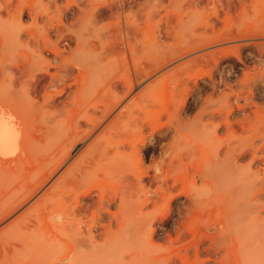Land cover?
Listing matches in <instances>:
<instances>
[{"label":"rangeland","instance_id":"rangeland-1","mask_svg":"<svg viewBox=\"0 0 264 264\" xmlns=\"http://www.w3.org/2000/svg\"><path fill=\"white\" fill-rule=\"evenodd\" d=\"M248 1L243 5L240 0H0V50L8 49L0 64L6 62L11 74L0 80V96L11 92L17 97L11 104L14 110L10 108L15 117L25 118L19 131L21 142L27 138L30 141L38 128H54L47 137L29 144L33 157L42 158L43 163H30L22 181L30 183L43 174L50 175L39 195L48 190L57 199L50 201L41 214L53 215L59 226L63 224L62 215H67L66 227L43 236L45 244L52 243L53 249L49 244L45 246L46 253L37 264L71 262L65 244L72 237L88 239L91 219V214H71L75 201L91 191L93 198L83 202L94 205L100 190L128 197L126 233L119 244L117 237L104 243L95 231L93 236L100 247L96 251L78 247L70 264H97L104 254L112 252L111 259L120 257L128 262L138 251L150 255L143 264H264V37L247 35L264 31V0ZM238 32L246 36L234 38ZM128 43L133 44V49L128 48ZM52 48L62 51L61 56L57 57ZM49 59L57 66L65 59L73 75L60 68V77L54 84L40 86L38 95L30 93L35 79L48 83L49 77L42 74L41 67ZM157 61L168 63L145 77L105 124L84 144L79 143L80 151L76 150L57 169L64 148L90 130L88 116L100 115L107 104L122 97L123 79L139 72L144 76V71ZM188 62L190 74L183 78L189 84H185L187 89H182L183 93L172 90L173 70ZM17 63L28 64L29 68L20 73ZM50 70L58 72L57 67ZM75 75L90 76L89 92L81 94L82 99L73 90L59 94ZM72 94L78 99L70 104ZM174 94L181 97L176 96L178 100L174 101ZM152 100L154 106L150 104ZM74 119L79 121L76 128L71 126ZM31 120L35 124L29 127L34 123ZM138 122L144 126L141 132L137 130ZM109 125L115 127L106 129ZM177 126H182L181 132L176 131ZM127 138L140 149L132 150L128 144L123 147ZM91 144L89 155L75 162ZM118 146L125 154L117 157ZM180 158L186 169L171 171L169 183L164 184L165 171H156L155 166L162 159L177 164ZM15 165H8L11 172ZM86 167L92 171H85L88 177L82 181H63L62 174H79ZM6 168L1 171L10 169ZM0 189L6 200L7 195L4 197ZM134 206L142 213L138 231H133V216H129ZM117 207L114 204L111 210L117 211ZM116 225L113 220L114 230ZM17 226L1 235L0 248L22 232ZM24 254L11 256L15 258L0 254V264H36L37 257Z\"/></svg>","mask_w":264,"mask_h":264},{"label":"bare ground","instance_id":"bare-ground-1","mask_svg":"<svg viewBox=\"0 0 264 264\" xmlns=\"http://www.w3.org/2000/svg\"><path fill=\"white\" fill-rule=\"evenodd\" d=\"M241 1V3L240 4H242L243 3V5L246 3V1H248V0H240ZM250 1V0H249ZM248 1V2H249ZM230 3V2H229ZM247 5H249V4H247ZM246 5V6H247ZM15 6V5H14ZM250 6V5H249ZM7 7V6H6ZM11 7H12V4H11ZM228 7V6H227ZM241 8H242V6H241ZM11 9V8H10ZM256 9H258V8H256ZM242 10V9H241ZM258 10H260V9H258ZM5 11H6V8H5ZM217 11V10H216ZM216 13V15L218 14V12H215ZM241 13V12H240ZM16 15H18L17 14V12H16ZM25 15V14H24ZM243 15V14H242ZM19 16V15H18ZM218 17V16H217ZM48 24V23H47ZM259 24V23H258ZM14 32V31H13ZM242 32V31H241ZM254 32V31H253ZM0 33H2V29H1V32ZM5 33H6V30H5ZM239 33V32H238ZM7 34V33H6ZM244 34V33H243ZM246 34V33H245ZM242 35V34H238V35H236V36H233L234 38H237L238 37V39H239V37H241V36H246V35ZM3 35H4V33H3ZM2 34H1V36H3ZM248 35V37L249 38H251L252 37V35H254V37H264V31L261 33V34H259V33H249V34H247ZM5 36V35H4ZM4 36H3V40H4ZM8 36V35H7ZM6 36V37H7ZM35 36V35H34ZM38 36V35H37ZM232 37V38H233ZM247 37V38H248ZM8 38V37H7ZM46 38V37H45ZM230 38V37H229ZM229 38H227V39H229ZM255 39H257V38H255ZM264 39V38H263ZM254 40V39H253ZM5 41V40H4ZM44 42H45V44L47 43L45 40H44ZM129 42V41H128ZM196 43V42H195ZM3 45H4V43H2ZM1 44V45H2ZM9 44V43H8ZM121 44H123V43H121ZM191 44V43H190ZM254 44L255 45H258L259 46V44H258V42H254ZM50 44H48L47 43V46H49ZM132 43H128V46H130V47H128V48H130V49H133L132 48ZM6 46V45H5ZM1 47V46H0ZM202 47V46H201ZM115 48V47H114ZM197 49H198V47H196ZM260 48V47H259ZM262 48V47H261ZM3 49V50H2ZM1 50H0V59H1V57L4 55V51L7 49H5V48H2ZM9 49H10V47H9ZM92 49V48H91ZM109 49H111V48H109ZM126 49H127V47H126ZM187 49V48H186ZM196 49V50H197ZM8 50V49H7ZM6 50V51H7ZM52 50V52L58 57V56H61V54H62V51H60L61 52V54H60V52H59V49L58 48H52L51 49ZM114 50V49H113ZM193 50V49H192ZM191 50V51H192ZM195 50V49H194ZM193 50V51H194ZM95 51V50H94ZM126 51V50H125ZM124 51V52H125ZM129 51V50H128ZM262 51V50H261ZM113 52V51H112ZM190 52V51H189ZM110 53V52H109ZM184 53V52H183ZM6 55H8L9 53H5ZM65 54V53H64ZM186 54H188V52H186ZM134 55V54H133ZM176 56V55H175ZM174 56V57H175ZM178 56V55H177ZM180 56V55H179ZM212 57H213V55H212ZM57 59V58H56ZM207 60V59H206ZM20 61V60H19ZM46 61V60H45ZM55 61V60H54ZM62 61H63V64L61 65V66H57L54 62H53V60H51V59H49L48 61H46V62H44V67H41L42 69H41V71H42V74L43 75H46V76H48L49 77V80H48V83H46L45 81H44V79L41 81L40 79L38 80V79H35V78H33V79H35V83L32 85V87H31V92L30 93H33V94H37V93H39L38 92V88L40 87V86H44V87H46V85L47 84H50V85H52V84H54L55 82H56V80L57 79H59V69L61 68H63L64 70H66V72H68V74H69V72H71L72 73V71H73V69H71L70 70V66H68L67 65V61L65 60V59H62ZM209 61V60H208ZM95 62V61H94ZM94 62H91L92 64L94 63ZM171 62V61H170ZM192 62H196V59L195 60H192ZM6 62H2L1 64H0V80H4V79H7V78H10V73L9 72H7V67L5 66L6 64H5ZM45 63H47V64H45ZM79 63V62H78ZM88 63H90V62H88ZM166 63H168V61H166V62H160V61H157V62H155V63H153V65H151V67L149 68V69H146L144 72V76L142 75V74H136L134 77H128V78H125V79H123L122 80V82H120V83H122V84H120L121 86H122V88H123V91H124V94L122 95V93H121V95L120 96H122L121 98H119L115 103H113V104H111V105H109V106H105L106 108L103 110V111H101V113H100V115H93V117H91L92 115L90 114V116H88V117H90V118H88V119H90V121L88 122V123H90V124H92V125H90V130H87V131H85V132H83L84 134H79V137H77V139L75 140V141H73L72 143H70L69 145H67L65 148H64V151H63V154H62V156L60 157V161H59V167H57L56 165H55V167H57V169L59 168L60 169V167L61 166H63V164L65 163V162H67V161H69V159H71L72 157H73V154L76 152V150L78 149V148H80L79 147V143H82V144H84L86 141H87V138L92 134L93 135V133L95 132V131H97L99 128L98 127H100L108 118H109V116L111 115V113L114 111V109L115 108H117V106H119L121 103H123V101L127 98V96H129L130 94H132V92L134 91V90H136L135 88L138 86L139 87V85H140V83L142 82V80L143 79H146L145 77H147V76H150L151 74L152 75H154V73L156 72V71H158L160 68H163V66L166 64ZM46 65V66H45ZM195 65H196V63H195ZM75 65H73L72 66V68L74 67ZM81 66V65H80ZM194 66V65H193ZM200 66V65H199ZM198 66V67H199ZM18 70H19V72L20 73H23V72H25V70H27V68H29V65L27 64V65H21L20 63H17L16 64V66H15ZM51 67H57L58 68V72H56V73H52V72H50L51 70ZM83 67V66H82ZM196 67V66H195ZM90 68V67H89ZM76 69H78L79 71H81V69L82 68H80V67H78V66H76ZM130 69V68H129ZM137 69V68H136ZM177 69V70H176ZM176 69H174L175 70V72H174V70H173V73L171 74V75H174V76H171V77H174L173 78V81H172V84H173V86H172V90H174V91H178V92H180V93H183L181 90L183 89L184 90V88H186L187 87V85H185V84H188V82L187 83H185L186 81H184L185 79H183L184 78V76H185V74H186V78H187V76H189V74H190V71H189V69H191V62L189 63H184V64H182L181 66H179L178 68H176ZM264 69V68H263ZM39 70H40V68H39ZM141 71V70H140ZM160 71V70H159ZM40 72V71H39ZM184 72V73H183ZM29 73V72H28ZM31 73V72H30ZM45 73V74H44ZM65 74V73H64ZM106 74V73H105ZM104 74V75H105ZM19 75H21L22 76V74H19ZM69 75H73V74H69ZM151 75V76H152ZM36 75L34 74V77H35ZM85 76V78H83ZM150 76V77H151ZM168 76V75H167ZM20 77V76H19ZM43 77V76H42ZM74 78V80L72 81V82H67L66 83V85L65 86H63V88H62V90H60L59 92V94H62V93H66V91L67 90H69V91H72L73 90V92H75V94L77 93V94H80V96H81V94H87L88 92H89V85L91 84V80L89 79V75L87 76V75H83V77H81V76H79V75H75V76H73ZM76 77V78H75ZM44 78V77H43ZM32 79V81H34ZM48 79V78H47ZM64 79H66V78H62L61 80H64ZM170 80H171V78H170ZM65 82L67 81V80H64ZM264 81V80H263ZM64 82V83H65ZM44 83V84H43ZM62 83H63V81H62ZM63 83V84H64ZM112 84V83H111ZM118 84V83H117ZM116 84V85H117ZM31 85H29V86H31ZM189 85V84H188ZM74 87H75V89L77 90V92H76V90L74 89ZM150 87V86H149ZM187 89V88H186ZM111 90V89H110ZM146 90V89H145ZM5 91V90H4ZM68 91V92H69ZM88 91V92H87ZM40 92H41V90H40ZM67 92V93H68ZM58 94V93H57ZM74 94V93H73ZM73 94H72V96H73ZM179 94V93H178ZM15 94H11V92L9 93V92H7V94H5L4 95V93L0 96V188H3V193L4 194H2V195H5L4 197H6V195H7V198H6V200H3L2 199V197H1V193H0V225L1 224H4V223H6V224H4L1 228H0V237H1V235H4V232L9 228V227H11V226H20L21 228V230H22V232L20 231L19 232V235H18V237L17 238H15V237H13L14 238V240H7L8 241V243H7V241L5 242V243H7V244H5V243H2V244H5V245H2L3 247L2 248H0V254H1V256H6V257H11V256H15V257H18L19 255H23L24 253L25 254H28L26 257H31L30 256V254H32L35 258L37 257V259H35V258H33V260L36 262V261H38L39 260V257L41 258V255L42 254H44L43 252L46 250V248H45V246H48V244H49V247H51V249H53V247H52V243H48V241H47V243L48 244H45V239H44V235L46 234V233H52V232H56V231H58L59 230V228H60V226L62 227V228H64V227H66V225H65V223H64V221H65V219H66V217H67V215L65 214L64 215V217H63V215H62V220H63V224H60V226H59V222H57L56 221V217H53V215L51 216V214H49L51 217H49V216H44L43 214H41V212L44 210V209H47V207H49V206H47L49 203H50V201L52 202L53 201V199H57V198H54V195H56L55 193H53V192H51V193H53V194H49V193H47V191L46 192H44V194H41V195H39V193L41 192V190H43V187L46 185V183H47V181L49 180V178H50V175H42L40 178H38V179H33L34 181H31L30 183H29V180H28V183L26 182V183H24V181H22L23 179H24V173H23V171H26L27 169H28V166H29V164L30 163H33V164H36V165H40V164H42L43 163V159L42 158H37V156H35V158L33 157V155L31 154V152L32 151H34V150H30V145L29 144H33L32 143V141H34V140H37V138H38V140H40L39 138H41V137H43V136H45V137H47V134H48V132L51 130V129H54V128H51L50 130L48 129V128H36L37 130L35 131V133L31 136V135H29V136H31V138H30V141H28L27 139H29V138H27V139H25L26 141H23V142H21V140H22V135L20 136V138H19V131H20V129L23 127V119H25V118H23L22 120H21V117L20 118H18V117H15L14 115V108H13V106L11 105L12 104V102H13V99H14V102H16L15 101V97L16 96H14ZM38 95V94H37ZM83 95L81 96V99H82V97H83ZM115 95V94H114ZM175 95V97H173L172 99L174 100V101H176L175 99H177L176 98V96H177V94H174ZM182 95V94H181ZM14 96V97H13ZM54 96V95H53ZM62 96V95H61ZM61 96H59V97H61ZM70 95H68V97H69ZM70 97V99L68 98V103H70V104H73V103H75L76 101H77V99H78V95L76 96H73V97ZM178 98H180L181 96H177ZM17 98V97H16ZM80 98V97H79ZM109 98V97H108ZM107 98V99H108ZM175 98V99H174ZM55 99H56V97H55ZM182 99V98H181ZM145 100V99H144ZM178 100V99H177ZM151 101V100H150ZM34 103H35V101H33ZM56 102V101H55ZM66 102V101H65ZM160 102V101H159ZM173 102V101H172ZM179 102V101H178ZM47 104V103H46ZM150 104H153V106H154V102H153V100H152V102H150ZM159 104H161V103H159ZM173 104V103H172ZM176 104H178L177 102H176ZM69 105V104H68ZM132 105V104H131ZM10 106L13 108V110H11L12 108H10ZM41 106V105H40ZM44 106H45V104H44ZM49 106V105H48ZM55 106V105H54ZM147 106V105H146ZM150 106V105H149ZM152 106V107H153ZM43 106H41V108H42ZM104 107V106H103ZM12 111H9V109ZM102 107L100 106V108L99 109H101ZM32 109H36V107L35 108H32ZM59 109V108H58ZM61 109V108H60ZM230 109V108H229ZM40 110V108L38 109V111ZM178 110V109H177ZM17 111V110H16ZM166 111V110H165ZM174 111V110H173ZM162 112V111H161ZM175 112V111H174ZM231 112V111H230ZM19 113V112H18ZM17 113V114H18ZM96 113V112H95ZM122 113V112H121ZM167 113H169V112H167ZM219 113H220V111H219ZM135 114V113H134ZM27 115V114H26ZM33 115H35V114H33ZM165 115V114H164ZM170 115V114H169ZM200 115V114H199ZM198 115V116H199ZM19 116V115H18ZM30 116L32 117V119H33V116L30 114ZM117 116V115H116ZM126 117V116H125ZM85 119H87V118H85ZM85 119H84V121H85ZM144 119V118H143ZM37 120V119H36ZM81 120V119H80ZM136 120H137V118H136ZM31 121H33L34 122V120H31ZM141 121L143 122V120L141 119ZM37 122V121H36ZM115 122V121H114ZM112 123H113V121H112ZM111 123V124H112ZM182 123V122H181ZM35 124V122L34 123H32L31 122V124H28L29 125V127H30V125H34ZM41 124V123H40ZM105 124V123H104ZM138 124H139V122H138ZM25 126L27 125V124H24ZM75 125H79V121L78 120H76V119H74L73 120V123H71V126L72 127H75L76 128V126ZM54 126H55V124H54ZM34 127V126H33ZM46 127H48V126H46ZM78 127V126H77ZM89 127V126H88ZM106 127V126H105ZM105 127H103V128H105ZM115 126H112V125H109V126H107V128L106 129H113ZM143 125H141V124H139L138 125V128H137V130H139L140 132L142 131V129H143ZM169 127V126H168ZM167 127V128H168ZM182 126H177V128H176V131L177 132H181V128ZM74 128V129H75ZM82 128V127H81ZM98 128V129H97ZM121 128V127H120ZM23 129V128H22ZM26 130H33V129H27V128H25ZM35 129V128H34ZM78 129H79V127H78ZM105 129V130H106ZM215 129V128H214ZM72 130V129H71ZM89 131V132H88ZM109 131V130H108ZM129 131V130H128ZM215 132H216V130H214ZM33 132H34V130H33ZM75 132V131H74ZM132 133H135L134 131H131ZM71 133V132H70ZM85 133H87V134H85ZM129 133V132H128ZM136 133H138V131H136ZM73 134V133H72ZM108 134V133H107ZM110 134V133H109ZM24 135H27V134H25L24 133ZM50 135V134H49ZM48 135V136H49ZM67 135V134H66ZM123 135V134H122ZM130 135V134H129ZM28 136V135H27ZM73 136V135H72ZM92 137V136H91ZM130 138H131V135L129 136ZM64 138H66V137H64ZM19 139H20V142L21 143H19ZM73 139V138H72ZM24 140V139H23ZM74 140V139H73ZM101 140V139H100ZM96 141V140H95ZM103 141V140H102ZM37 142V141H36ZM35 142V143H36ZM40 142V141H39ZM91 142V141H90ZM97 142V141H96ZM104 142V141H103ZM102 142V143H103ZM166 142V141H165ZM34 143V144H35ZM93 143V142H92ZM95 143V142H94ZM99 144V143H98ZM101 144V143H100ZM129 145L131 148H132V150H139L140 148H139V145L138 146H135V145H137V144H134V142L132 141V140H130V139H126L123 143H122V145H123V147H125V145ZM37 145V144H36ZM63 145V144H62ZM65 145V144H64ZM63 145V146H64ZM89 145V144H88ZM92 145H94V144H91L90 146H87L86 148H84L79 154H78V156H77V159H76V161L75 162H78V161H80L86 154H88L90 151H91V149H92ZM122 145H121V147H122ZM166 145V144H165ZM32 146V145H31ZM255 146V145H254ZM101 147V146H100ZM116 147V146H115ZM63 148V147H62ZM114 148V147H113ZM139 148V149H138ZM163 148V147H162ZM167 148V147H166ZM102 149V148H101ZM115 149V148H114ZM175 149V148H174ZM31 151V152H30ZM61 151V150H60ZM78 151H80V149L79 150H77V152ZM164 151V150H163ZM95 152V151H94ZM166 152H168V151H166ZM33 153V152H32ZM110 153H112V152H110ZM138 153H139V151H138ZM59 154V153H58ZM109 154V153H108ZM116 154H117V157H118V155H124L125 154V152H122L121 150H120V146H118V148L116 149ZM164 154V153H163ZM41 155V154H40ZM77 155V154H76ZM89 155V154H88ZM92 157H93V155H91ZM106 156V155H105ZM85 157H87V156H85ZM155 157V156H154ZM34 158V159H33ZM105 158V157H104ZM112 158V157H111ZM106 159V158H105ZM104 159V160H105ZM167 159V158H166ZM166 159H162L161 160V163L159 164V166L157 167V166H155L156 168H155V170L156 171H165V176L163 177V175H162V177H163V181H165L164 182V184H167V183H169V180H170V174H171V171H179L181 168H184V169H186V163L183 161V159L182 158H180V160L178 161V163L177 164H175L174 162L175 161H173V160H171V161H169L168 163H166L165 162V160ZM103 160V159H102ZM20 161H22V162H20ZM13 162V163H12ZM14 162H20V164L18 163V164H16L15 165V163ZM24 162V163H23ZM87 163H89L88 161H87ZM9 164H14L15 165V169L14 170H12L13 172H11V169L12 168H10L8 165ZM21 164H22V166H21ZM165 164H167V168H165L164 167V165ZM19 165V166H18ZM53 165V164H52ZM51 165V166H52ZM90 165V164H89ZM7 166V168L9 169H7L6 168V170H8L7 172L6 171H4L5 170V167ZM44 166V165H43ZM93 166V165H92ZM166 166V165H165ZM34 167H35V165H34ZM106 167H107V165H106ZM4 168V172H2L1 170ZM57 169H55L54 168V170L53 171H55L56 172V170ZM76 170V169H75ZM154 170V171H155ZM9 171H10V174H9ZM52 171V172H53ZM83 172H80L79 174L78 173H74V174H69V175H72V176H68V173H66V174H62V178H63V181H66V182H77V181H79L80 182V180L82 179V178H85V176H87L88 177V172L89 171H92V169H90L89 170V167H86L84 170H82ZM85 171H88V172H85ZM183 171V170H182ZM55 172H53V174L52 175H54V173ZM4 173H6V174H4ZM2 174H4V175H2ZM46 174V173H45ZM100 174V173H99ZM162 174V173H161ZM22 176V177H21ZM23 178V179H22ZM156 178V177H155ZM158 178V177H157ZM82 181V180H81ZM161 181H162V179H161ZM22 183V186H20V184ZM139 182V181H138ZM137 183V182H136ZM24 184H26V185H24ZM75 184V183H74ZM47 186V185H46ZM45 186V187H46ZM136 186V185H135ZM22 187V188H21ZM62 187V186H61ZM121 187V186H120ZM20 188V189H19ZM123 188V187H122ZM129 188V187H128ZM166 188V187H165ZM119 189H121V188H119ZM1 190V189H0ZM50 190V189H49ZM169 190V189H168ZM1 191V192H2ZM54 191V190H53ZM129 191V190H128ZM127 191V192H128ZM55 192V191H54ZM127 192H125V193H127ZM155 192V191H154ZM152 193V192H151ZM156 193V192H155ZM92 192L91 191H87V192H85V194H84V196H83V199H81V198H77L76 199V204H75V206L73 207V213H71V214H79V215H81V216H86V215H88V214H91V219H90V222H89V225H88V239L87 238H85V237H80V238H77V239H75V237L73 238L72 237V239L71 240H68V243H66L65 245H66V247H67V249H69L70 251H69V260L71 261L70 263H72L73 261H74V251L78 248V247H81V246H84V247H86L87 249H90L91 251H96V249L98 248V246L100 247V245H98L96 242H95V238H94V236H93V233L95 232V231H97L98 232V234L100 235V236H102V238H103V242L104 243H107V241L108 240H110V239H115V237H117V240L119 241V244H120V238L122 237V235L123 234H125L126 233V228L124 227L125 225H126V223L127 222H125L127 219L125 218L126 217V215L127 214H124L125 212H126V209L128 210L129 209V204L127 203V198H126V196L123 194V193H115V195H108L107 193H106V191H104V190H100L98 193H97V199H96V202L94 203V205H89V204H87V203H84L83 201H88V200H86V199H92L93 198V196H92ZM129 194V192L127 193V195ZM39 195V196H38ZM152 195V194H151ZM129 196V195H128ZM258 197V196H257ZM36 198V199H35ZM65 198V197H64ZM150 198V197H149ZM69 199V198H68ZM68 199H67V201H68ZM32 200H34V202L32 203L31 201ZM129 200V199H128ZM130 201V200H129ZM128 201V202H129ZM29 203H31V205H29ZM114 204H117L118 205V210L117 211H112L111 210V206L112 205H114ZM155 204V203H154ZM52 206V205H51ZM134 209V210H133ZM48 210H49V208H48ZM66 211H67V209H66ZM46 212H50V211H46ZM72 212V211H71ZM90 212V213H89ZM134 212V213H133ZM143 212V211H142ZM43 213V212H42ZM70 214V213H69ZM132 214V215H131ZM142 213H140V209L137 207V206H134L133 208H132V211H131V213H130V217L131 216H133V219H132V222H134V224L133 225H135V227L133 228L134 230L133 231H138L139 230V228H140V223H139V219L141 220V218H142V215H141ZM59 215V214H58ZM123 215H125V216H123ZM60 216H61V214H60ZM107 217H111V219L109 220V222L108 223H106V222H104V219L105 218H107ZM144 217V216H143ZM57 219H59V217L57 218ZM60 220V219H59ZM113 220H115L116 221V226H117V228L114 230L113 229V227H112V225H113ZM124 220V221H123ZM129 222H131V218H130V220H129ZM81 223H83L82 221H81ZM132 225V226H133ZM17 226V227H18ZM68 226H69V224H68ZM19 228V227H18ZM19 230V229H18ZM72 235V234H71ZM112 237V238H111ZM43 240H42V239ZM124 238V237H123ZM0 239H2V238H0ZM32 239V240H31ZM33 239L35 240V242L33 241ZM41 239V240H40ZM29 240H31V241H29ZM3 242V241H2ZM58 244V243H57ZM60 244V243H59ZM118 244V243H117ZM51 245V246H50ZM102 245V244H101ZM60 246H62V244L60 245ZM62 247H64V246H62ZM119 247H120V245H119ZM65 248V247H64ZM63 248V249H64ZM115 250H116V248H115ZM106 252V251H105ZM45 253H46V251H45ZM137 254H135V255H133V258L131 259V260H129L128 262L125 260V259H119L118 257V260L117 259H111L110 258V256L111 255H113L114 254V252H112V253H108V254H104L103 255V257H102V261L101 262H99L98 261V263L97 264H143L144 262H146L147 260H148V258H149V253L148 252H146L145 254L144 253H142L141 251H138V252H136ZM17 255V256H16ZM39 255V256H38ZM15 257H11V258H15ZM32 258V257H31ZM44 258V257H43ZM4 260V259H3ZM111 260V261H110ZM77 261V260H76ZM69 263V264H70ZM36 264H37V262H36ZM39 264V263H38ZM74 264V263H73ZM87 264H89V263H87ZM226 264V263H225ZM259 264V263H258Z\"/></svg>","mask_w":264,"mask_h":264}]
</instances>
